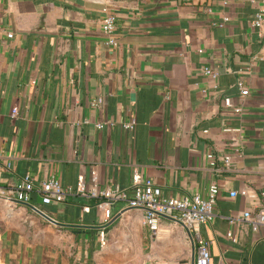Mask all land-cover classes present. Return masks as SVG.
<instances>
[{
  "label": "crops",
  "instance_id": "crops-1",
  "mask_svg": "<svg viewBox=\"0 0 264 264\" xmlns=\"http://www.w3.org/2000/svg\"><path fill=\"white\" fill-rule=\"evenodd\" d=\"M256 13L264 0H0V186L54 173L69 188L57 204L35 192L29 204L0 199V264H194L195 239L179 222L151 233L123 202L109 217L97 208L99 191L134 175L163 197L217 185L214 216L198 227L209 264H264V228L239 218L264 206ZM107 14L116 46L101 30Z\"/></svg>",
  "mask_w": 264,
  "mask_h": 264
},
{
  "label": "built area",
  "instance_id": "built-area-1",
  "mask_svg": "<svg viewBox=\"0 0 264 264\" xmlns=\"http://www.w3.org/2000/svg\"><path fill=\"white\" fill-rule=\"evenodd\" d=\"M252 22L258 27L263 25L264 15L256 13ZM101 30L109 45L116 46L118 44L115 35L116 22L113 15L107 14L103 17ZM7 36L11 37L12 34L8 32ZM202 73L213 81L217 78V73L209 67H204ZM237 87L240 96L247 95L248 89L242 81L237 82ZM224 105L232 107L235 112L241 111L240 107H233L228 97L224 98ZM135 123L136 121L131 119L124 124V127L132 130ZM207 157L210 159L211 166L214 165L213 155L208 154ZM221 161L223 166L228 168L232 163V158L226 154L222 156ZM68 190L69 188H65L60 184L58 177L54 173L38 183L30 173H26L14 186H0V199L29 204L31 195L35 192L39 195L42 204H57L63 201L64 195ZM217 194V185L211 184L204 195L163 197L153 190V183L150 179L134 175L128 188L115 186L106 187L99 191L96 195L99 199L96 206L103 213H106L108 217L113 205L119 202H123L128 208L140 210L143 212V224L151 233H155L158 230L160 221L164 218L179 222L187 231L193 234L195 239L196 255L194 264H209V243L201 236L198 227L200 224L208 223L212 220ZM261 195H264V192ZM32 206L39 209L35 205ZM239 218L249 224L254 231H257L259 227L264 228V206H258L253 211H244ZM235 220V218H231L229 222L234 223ZM227 236L235 240L232 232H228ZM99 243L101 247L106 244V236L103 232L99 234Z\"/></svg>",
  "mask_w": 264,
  "mask_h": 264
},
{
  "label": "water",
  "instance_id": "water-1",
  "mask_svg": "<svg viewBox=\"0 0 264 264\" xmlns=\"http://www.w3.org/2000/svg\"><path fill=\"white\" fill-rule=\"evenodd\" d=\"M31 208H33L38 214H40L45 219H47V220H49L51 222L57 223L53 218H51L48 214L44 213L40 209L34 208L33 206H31Z\"/></svg>",
  "mask_w": 264,
  "mask_h": 264
}]
</instances>
